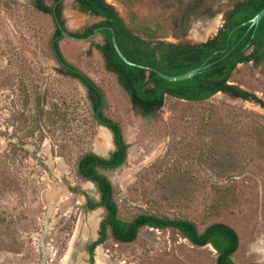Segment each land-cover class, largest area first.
Wrapping results in <instances>:
<instances>
[{"label": "rangeland", "instance_id": "374dc122", "mask_svg": "<svg viewBox=\"0 0 264 264\" xmlns=\"http://www.w3.org/2000/svg\"><path fill=\"white\" fill-rule=\"evenodd\" d=\"M104 1L146 38L132 27L131 13L120 1ZM70 2L64 3L69 30L97 21L75 18L66 7ZM232 2L201 0L218 13L190 18L183 38L174 37V18L160 7L161 0H131L129 5L143 25H160L155 39L176 43L214 35ZM54 31L52 18L37 11L32 0H0V264L40 263L48 208L46 264H66L78 232L85 242L97 240L104 215L102 208L82 209V192L95 200L98 196L90 182L76 175L75 165L88 152L106 156L114 148L112 136L94 121L80 83L60 73L50 49ZM101 41L99 36L84 41L63 36L58 45L66 62L101 89L103 114L120 125L129 145L125 165L106 173L119 216L185 218L201 230L224 222L240 239L233 261L264 264V109L222 94L201 103L167 97L162 110L145 120L91 48ZM230 82L264 101V63L238 65ZM169 179H178L177 194L176 186L167 185ZM215 257L212 247H193L171 230L143 228L130 244L108 237L95 248L91 264H215ZM86 261L81 253L76 264Z\"/></svg>", "mask_w": 264, "mask_h": 264}, {"label": "trees", "instance_id": "16d2710c", "mask_svg": "<svg viewBox=\"0 0 264 264\" xmlns=\"http://www.w3.org/2000/svg\"><path fill=\"white\" fill-rule=\"evenodd\" d=\"M59 1L54 0V3H57L54 17L58 20L61 7ZM76 1L80 3L83 11H90L92 15L101 17V20L82 36L101 28L98 33L102 41L91 43V48L100 53L106 70L115 76L127 95L132 110L143 119L148 120L156 116L162 110L167 97L201 103L216 94H222L233 100L257 104L264 109L263 100L230 82L238 65L251 63L256 67L264 63V17L256 27L250 28L249 24L239 27L264 9V0H232L230 9L224 12L222 24L214 35L202 42L182 39L176 43L155 39L160 25L155 23L151 27L138 21L137 13L132 10V5H129L131 0L118 1L129 9L132 27L138 29L146 38L134 33L115 9L104 0ZM162 2L165 4H160V7L170 11L171 18H174L172 25L175 38L186 36L190 18H198L199 12L207 18H213L218 13L204 7L201 0H161ZM39 9L47 13L53 12L51 7L43 5ZM59 25L63 27L60 21ZM59 25L55 22V31L50 40L51 52L60 65L59 71L62 75L77 80L84 88L94 121L110 132L114 146L106 156L85 153L78 158L75 165L76 175L81 180L90 182L98 196L95 200L82 192V209L84 212H92L98 208L104 211L98 226V238L90 249L91 257L94 249L108 237L118 244H130L135 242L141 229L150 228L159 231L171 230L193 247H212L216 252L215 264H236L233 257L240 247L239 235L224 222H211L201 230L193 221L185 218L139 214L130 220H124L119 216L118 205L114 199L115 190L106 173L125 165L129 145L124 139L120 125L103 114L105 104L101 89L85 73L64 59L58 45L62 37ZM110 29L114 32L121 53L137 66H128L117 56L111 42ZM88 54H91V51H88ZM196 68L201 69L196 76L181 82H168L156 73L178 76ZM176 168L180 167L176 165ZM176 180L169 179L167 185L176 186L177 194L180 188Z\"/></svg>", "mask_w": 264, "mask_h": 264}, {"label": "flooded vegetation", "instance_id": "af4514ba", "mask_svg": "<svg viewBox=\"0 0 264 264\" xmlns=\"http://www.w3.org/2000/svg\"><path fill=\"white\" fill-rule=\"evenodd\" d=\"M45 0H32V6L37 10V11H39L40 13H42V14H44V15H47V16H49L50 18H52V20H53V22H54V24H55V22L59 25V21L60 22H62V24H63V27H61L60 25L58 26L59 28H60V30H61V36L63 37H66V38H68V39H71V40H77V41H84V40H88V39H91V38H93L94 36H99V37H101V35H99V31H101V28H98V29H95L94 31H93V33H91V34H88L87 36H82V35H85L86 34V32H87V30L88 29H90L94 24H96V23H98L101 19V17H99V16H95V15H92L91 13H90V11H87V12H85V11H83V9H82V7H81V5H80V3L79 2H77L76 0H71V2H70V4H69V6H66V7H71L72 9H71V12L75 15V18H77V19H85V21H88L90 18H93V19H97V21L96 22H91L90 24H88V25H86V23L83 25V27H81L80 28V30H78L77 32L76 31H71V30H69L67 27H66V15H67V13H68V10L67 9H69V8H67L66 10H67V13L65 14V1L66 0H60L59 2H60V4H61V7H60V11H59V13H60V16H59V20L56 18V17H54V15H55V6H56V4L57 3H54V0H52V4L51 5H47L45 2H44ZM41 5H43V6H47V7H51L52 8V10H53V12L52 13H47V12H43L41 9H39V7L41 6ZM89 18V19H88ZM221 18L223 19V15L221 16ZM93 19H91V20H93ZM64 34H66V35H64ZM98 52V51H97ZM102 57V56H101ZM103 59V58H102ZM130 102V101H129ZM73 240H74V238H73ZM40 241V240H39ZM96 241V240H95ZM94 241V242H95ZM72 244H73V242H72ZM92 244H93V242H85L84 243V245L83 246H81V248H80V250H79V253H78V256H79V254H81L82 253V255L83 256H86L87 257V261H86V263H84V264H90L91 263V255H90V249H91V246H92ZM46 248V247H45ZM71 250V249H70ZM40 251H41V249H40ZM94 251H95V249H94ZM93 251V252H94ZM46 254H47V248H46ZM69 254H70V251H69ZM69 254H68V256H69ZM78 256H77V259H78ZM41 259H42V252H41ZM77 259H76V262H77ZM46 260H47V257H46ZM68 260H69V257H68ZM76 262L75 263H73L72 261H69V264H76ZM40 263H41V261H40ZM39 263V264H40ZM66 264H67V262H66ZM79 264H81V263H79Z\"/></svg>", "mask_w": 264, "mask_h": 264}, {"label": "water", "instance_id": "95a60500", "mask_svg": "<svg viewBox=\"0 0 264 264\" xmlns=\"http://www.w3.org/2000/svg\"><path fill=\"white\" fill-rule=\"evenodd\" d=\"M264 17V9H262L256 16H254L251 20H249L248 22L244 23V24H241L239 27L243 26V25H247L249 24L250 25V28L252 27H256L258 26L260 20ZM110 32L112 34L111 36V42H112V45H113V48L117 54V56L128 66H137L133 63H131L130 61H128L124 55L121 53L120 49L118 48V45L116 43V39H115V36H114V32L112 29H110ZM66 35V34H64ZM14 36L17 40H19L18 36L14 33ZM36 56V55H35ZM39 60V63L43 66H45L44 62L41 60V59H38ZM206 68V67H205ZM201 71L200 68H196V69H193L187 73H184L182 75H178V76H167V75H164L162 73H159V72H156L161 78H163L164 80L168 81V82H181V81H185V80H189L191 79L192 77L196 76L199 72ZM50 215H51V208H48L47 209V213L44 217V220H43V231H42V234H41V237H40V241H39V246H40V249H41V252H42V259H41V263L40 264H46V257H47V254H46V248H45V239H46V236H47V233H48V226H49V220H50ZM83 236L80 232H78L76 234V237H75V240L71 246V250H70V254H69V261H72L73 263L76 262V259H77V256H78V253H79V250L81 248V246L84 245V240H83ZM67 262V264H68Z\"/></svg>", "mask_w": 264, "mask_h": 264}, {"label": "bare ground", "instance_id": "6f19581e", "mask_svg": "<svg viewBox=\"0 0 264 264\" xmlns=\"http://www.w3.org/2000/svg\"><path fill=\"white\" fill-rule=\"evenodd\" d=\"M75 237H76V236H75ZM74 240H75V238H74ZM74 240H73V241H74ZM263 254H264V250H263ZM67 262H68V261H67ZM68 264H69V263H68Z\"/></svg>", "mask_w": 264, "mask_h": 264}]
</instances>
